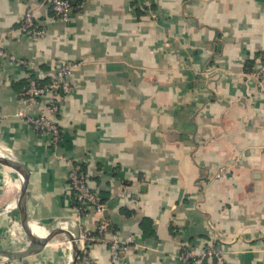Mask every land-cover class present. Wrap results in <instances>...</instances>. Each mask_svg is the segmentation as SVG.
Instances as JSON below:
<instances>
[{"label": "crops", "instance_id": "1", "mask_svg": "<svg viewBox=\"0 0 264 264\" xmlns=\"http://www.w3.org/2000/svg\"><path fill=\"white\" fill-rule=\"evenodd\" d=\"M71 1L61 19L50 0H0V147L30 171L31 230L51 236L20 238L24 179L0 161V264H70L68 240L101 220L129 246L114 262L92 243L95 264H184V247L213 243L229 264H264V0ZM29 8L45 36L21 30ZM64 62L77 64L56 91V144L17 112L49 104L23 93ZM76 163L102 213L74 202Z\"/></svg>", "mask_w": 264, "mask_h": 264}, {"label": "built area", "instance_id": "2", "mask_svg": "<svg viewBox=\"0 0 264 264\" xmlns=\"http://www.w3.org/2000/svg\"><path fill=\"white\" fill-rule=\"evenodd\" d=\"M53 10L61 19H68L72 12L71 0H50ZM21 30L32 37H43L47 34L44 26L37 24L33 9H27L24 20L21 24ZM76 62H64L56 69V74L48 85H40L36 79H31L29 87L24 91L23 98L32 105L39 102V98L49 94V104L41 109L38 115H30L24 109L17 112L21 117H25L37 129L48 131L52 134L54 142L59 143L62 134L53 114L59 111L58 98L56 91L63 89L70 92L73 89L72 73ZM253 74L264 79V51L262 53L261 62L255 66ZM4 114L0 110V118ZM70 185L75 191L76 201L80 208L92 207L95 211L104 210V204L98 200V195L89 185L88 174L82 169L81 163H76L69 173ZM99 233H93L91 229L82 231L79 237L69 239L72 243L79 239L80 251L78 254L77 264H95L91 256V245L96 241H106L110 243L111 257L114 262H118L121 252L126 251L129 246L128 241H121L117 234L112 237L106 236L109 231V224L106 220H101L98 224ZM2 239V235H0ZM181 261L184 264H229L226 251L223 245L213 243L207 247L195 250L190 247H184L181 254ZM22 264H29L24 261Z\"/></svg>", "mask_w": 264, "mask_h": 264}, {"label": "water", "instance_id": "3", "mask_svg": "<svg viewBox=\"0 0 264 264\" xmlns=\"http://www.w3.org/2000/svg\"><path fill=\"white\" fill-rule=\"evenodd\" d=\"M0 161L6 163L7 165H11L15 167L21 174L24 179V186L22 189V193L18 202V209L20 210V219H18V229H19V236L23 239V241L29 246L33 243L37 245H45L51 240L50 237H35L32 233L29 223L28 211H27V197L29 194V182H30V171L29 169L18 159L13 157L9 152L5 149L0 147ZM67 248L72 255L70 264H77L78 261V254L80 251L79 247V239H76L74 243L68 242ZM2 252V255L6 257H15L19 256L14 252Z\"/></svg>", "mask_w": 264, "mask_h": 264}, {"label": "trees", "instance_id": "4", "mask_svg": "<svg viewBox=\"0 0 264 264\" xmlns=\"http://www.w3.org/2000/svg\"><path fill=\"white\" fill-rule=\"evenodd\" d=\"M71 3H72V1H71ZM72 7H73V4H72ZM37 82L40 84V85H44L46 82H45V80H43V79H37ZM29 83H30V81H29ZM28 86H29V84H28ZM27 86V87H28ZM26 87V88H27ZM25 88V89H26ZM82 165V169L86 172V169H85V165L84 164H81ZM77 205H78V203H77V201H76V199H75V201H74ZM89 212V208H81V213L82 214H85V213H88Z\"/></svg>", "mask_w": 264, "mask_h": 264}, {"label": "bare ground", "instance_id": "5", "mask_svg": "<svg viewBox=\"0 0 264 264\" xmlns=\"http://www.w3.org/2000/svg\"><path fill=\"white\" fill-rule=\"evenodd\" d=\"M15 168V167H14ZM32 233L35 237H38L39 235H44V229L41 227H37V223L32 224Z\"/></svg>", "mask_w": 264, "mask_h": 264}]
</instances>
